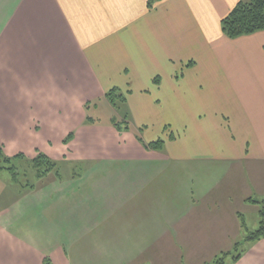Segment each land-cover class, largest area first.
<instances>
[{"label": "crops", "instance_id": "obj_1", "mask_svg": "<svg viewBox=\"0 0 264 264\" xmlns=\"http://www.w3.org/2000/svg\"><path fill=\"white\" fill-rule=\"evenodd\" d=\"M237 1L0 0V145L71 168L0 172V264H206L241 239L264 201V30L223 33ZM112 88L127 131L85 123ZM245 247L226 264H264Z\"/></svg>", "mask_w": 264, "mask_h": 264}, {"label": "trees", "instance_id": "obj_2", "mask_svg": "<svg viewBox=\"0 0 264 264\" xmlns=\"http://www.w3.org/2000/svg\"><path fill=\"white\" fill-rule=\"evenodd\" d=\"M157 1L159 0H147V8H152ZM220 26L223 33L229 38H237L264 30V0L237 1L232 9L220 20ZM105 99L110 103L116 113H119L121 116L119 119L115 116L110 118L111 124L119 131H127L130 125L128 123L125 94L118 88H112L105 93ZM88 107L89 104L87 103L85 108L88 109ZM95 121L90 116L85 117V123ZM72 136L73 133H70L64 139V142L67 143ZM137 138L142 141L140 136H137ZM163 143L164 141L159 138L155 141L145 143L144 146L147 149L160 150L163 147ZM58 168V163L42 152H38L36 156L28 159L22 154L8 156L0 147V172L6 171L9 174L10 181L20 188L26 189L33 187L34 184L30 182L32 178H42L54 169V173L59 174ZM250 201L261 206L258 211V226L253 230H249L244 222H242L241 225L244 235L241 239L236 241L230 250L221 253L214 261L206 264H226L227 260L231 263L236 262L246 250V248H242L245 242L264 239V201L253 199Z\"/></svg>", "mask_w": 264, "mask_h": 264}, {"label": "rangeland", "instance_id": "obj_3", "mask_svg": "<svg viewBox=\"0 0 264 264\" xmlns=\"http://www.w3.org/2000/svg\"><path fill=\"white\" fill-rule=\"evenodd\" d=\"M111 109H112V107H111ZM111 109H109V107L105 104V102L103 104L102 101L94 100V101H92L90 103L86 114H87V116H90L91 118H93V119H95L97 121H101V122H106L110 118H112L113 116H115L117 119H119L121 117L120 114L114 112V110L112 111L113 112V114H112L111 113ZM0 147L2 148L1 145H0ZM68 168H70V167H68ZM68 168H66L65 166H60L59 165V168L57 170H59L60 173L64 174V173H68V171H69ZM72 168H75V167H72ZM54 172H55V169L50 171L49 173L53 174ZM73 172H75L74 169H73ZM20 173L22 174V172H20ZM2 174L8 176V174L5 171H3ZM30 182L33 183L34 185H40L41 187H43L44 185L45 186L46 185H49V186L52 185V182L51 181L50 182L46 181L45 178H39V179L32 178L30 180ZM9 189L12 190L10 187H9ZM260 207L261 206H259V209H260ZM258 219H259L258 215L255 214V213L254 214H252V213L247 214L245 216L246 227L249 230L255 229L258 226ZM245 244H246V242L242 245V248H246ZM216 258H214L211 261H214ZM43 264H51V263L49 262V259H44L43 260Z\"/></svg>", "mask_w": 264, "mask_h": 264}]
</instances>
